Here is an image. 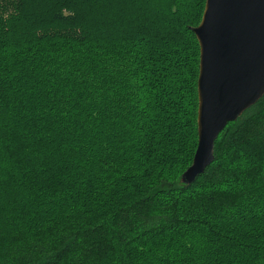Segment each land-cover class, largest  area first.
Here are the masks:
<instances>
[{
    "label": "trees",
    "instance_id": "trees-1",
    "mask_svg": "<svg viewBox=\"0 0 264 264\" xmlns=\"http://www.w3.org/2000/svg\"><path fill=\"white\" fill-rule=\"evenodd\" d=\"M205 0H0V264H264V95L197 147Z\"/></svg>",
    "mask_w": 264,
    "mask_h": 264
},
{
    "label": "water",
    "instance_id": "water-1",
    "mask_svg": "<svg viewBox=\"0 0 264 264\" xmlns=\"http://www.w3.org/2000/svg\"><path fill=\"white\" fill-rule=\"evenodd\" d=\"M191 30L199 47L197 147L186 184L212 163L226 125L264 95V0H205Z\"/></svg>",
    "mask_w": 264,
    "mask_h": 264
}]
</instances>
